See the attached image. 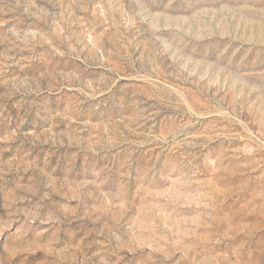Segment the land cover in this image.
Here are the masks:
<instances>
[{
    "label": "rangeland",
    "instance_id": "374dc122",
    "mask_svg": "<svg viewBox=\"0 0 264 264\" xmlns=\"http://www.w3.org/2000/svg\"><path fill=\"white\" fill-rule=\"evenodd\" d=\"M0 264H264V0H0Z\"/></svg>",
    "mask_w": 264,
    "mask_h": 264
}]
</instances>
